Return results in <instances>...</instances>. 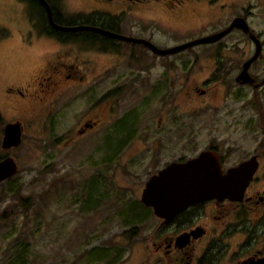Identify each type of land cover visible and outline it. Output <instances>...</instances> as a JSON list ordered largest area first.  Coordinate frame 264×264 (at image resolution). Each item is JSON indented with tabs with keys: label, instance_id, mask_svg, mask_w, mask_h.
Here are the masks:
<instances>
[{
	"label": "rangeland",
	"instance_id": "rangeland-1",
	"mask_svg": "<svg viewBox=\"0 0 264 264\" xmlns=\"http://www.w3.org/2000/svg\"><path fill=\"white\" fill-rule=\"evenodd\" d=\"M59 6L77 9L81 2L59 0ZM31 15L41 22L38 8L0 0V37L12 30V37L0 43V160L11 157L17 168L14 176L0 182V264H11L19 255L26 257L25 264H144L141 244L145 245L155 225L150 220L129 223L133 219L127 215L142 210L139 199L144 183L166 163L195 157L208 144H218L231 159L237 155L229 152L228 142L250 152L251 106L226 95L221 71L207 85L198 82L204 77V56L198 57L191 71L190 78L196 77L197 82L181 73L180 82L170 89L165 86V96L173 97L163 101L141 102L137 90L117 88L102 77L98 84L71 87L44 106L11 105L3 86L16 83L20 72L35 68L32 54L51 50L47 45L41 52L39 43L25 48L18 39V28ZM121 48L131 51L129 44ZM132 50L140 63L151 59L138 46ZM132 64L140 69L135 61ZM193 83L213 91L201 100H190L187 91ZM96 97L102 99L93 107ZM131 114V127L118 121L127 116L131 121ZM96 119L95 130L77 136L79 125ZM13 122L22 125L21 142L3 150L2 129ZM11 185H19L18 195L7 192ZM96 198V207L84 210L86 201L90 206ZM134 227L135 235L129 238L125 230ZM93 248L89 256L86 252ZM101 248L108 257L94 261Z\"/></svg>",
	"mask_w": 264,
	"mask_h": 264
},
{
	"label": "flooded vegetation",
	"instance_id": "flooded-vegetation-1",
	"mask_svg": "<svg viewBox=\"0 0 264 264\" xmlns=\"http://www.w3.org/2000/svg\"><path fill=\"white\" fill-rule=\"evenodd\" d=\"M44 1L56 25L92 27L148 45L88 30H55L38 0H11L14 6L23 4L39 10L41 22L31 15L18 28V39L25 48L39 43L41 52L47 45H51V50L36 57L32 54L35 68L20 72L16 83L3 86L9 103L20 106L37 102L44 106L61 93H69L71 87L98 84L102 77L117 88L124 87L132 93L137 90L141 102L149 98L163 101L165 97H173L170 93L165 96V86L170 89L180 82L181 73L197 82L196 77L190 78L191 71L198 57L204 56L207 60L201 69L204 77L198 82L207 85L210 77L221 71L226 95L240 100L242 105L247 101V106H251L253 147L246 152L241 144L228 142L229 152L234 151L232 156L237 155L236 159H231L218 144H208L198 154L210 152L222 175L251 159L254 168L241 195L191 203L168 223L156 217L151 207L141 204V211L147 215L141 224L150 220V225H155L145 245L141 244V258L144 264H264V0H80V7L68 10L61 9L59 0ZM65 15L73 20L67 21ZM11 31L8 29L7 35L0 37V43L12 37ZM216 35L219 36L210 42L169 55L161 56L154 51ZM121 44H129L131 51H124ZM135 46L151 55L147 63L138 61L132 50ZM257 48L256 58L246 68L253 83H241L237 77ZM133 61L140 69L133 67ZM194 83L187 91L190 100H201L213 91L210 86ZM101 99L96 97L93 107ZM127 117L118 121L130 126L134 114L130 115L131 121ZM98 124L97 119L83 122L77 128V136L92 132ZM235 145L236 149L231 148ZM195 157L168 163L182 164Z\"/></svg>",
	"mask_w": 264,
	"mask_h": 264
},
{
	"label": "water",
	"instance_id": "water-1",
	"mask_svg": "<svg viewBox=\"0 0 264 264\" xmlns=\"http://www.w3.org/2000/svg\"><path fill=\"white\" fill-rule=\"evenodd\" d=\"M46 9L47 21L55 30L75 32L88 30L102 33L112 38L123 39L128 42L143 43L142 40H134L115 35L103 30L85 26H59L53 23L52 12L44 0H38ZM215 37L202 38L165 50H154L158 55L164 56L180 51L199 43L210 42ZM150 46V45H149ZM153 48V47H152ZM154 49V48H153ZM258 48L247 60L237 77L241 83L252 84L253 79L246 72V68L256 58ZM22 127L20 123H7L2 129L1 148L9 150L17 147L21 142ZM252 159L228 170L224 175L219 171L218 162L211 159L210 152H201L195 158L185 163H168L158 170L157 174L148 178L140 194V203L151 207L153 214L168 223L174 215L182 211L187 205L212 198L222 199L242 193L253 171ZM17 172L16 164L11 157L0 160V182L14 176Z\"/></svg>",
	"mask_w": 264,
	"mask_h": 264
},
{
	"label": "trees",
	"instance_id": "trees-1",
	"mask_svg": "<svg viewBox=\"0 0 264 264\" xmlns=\"http://www.w3.org/2000/svg\"><path fill=\"white\" fill-rule=\"evenodd\" d=\"M7 190V192L8 193H10V194H14V195H18L19 194V192H20V188H19V185H15V186H10L9 188H7L6 189ZM89 192L90 191H88V193H87V195H88V197H87V200H88V198H89ZM99 199V198H98ZM97 201V198L95 199V200H93V202L91 203V205L89 206L88 205V203H87V201H86V208H84V210H93L96 206H95V202ZM142 208H143V206H142ZM128 215V219H133V220H131V221H129L128 220V222L129 223H132L133 221H136V222H140L141 220H143V218L145 217V216H147L146 215V213L143 211H141V210H138V211H135L134 213H132L131 215H129V214H127ZM135 227L134 228H129L128 230H125L126 232H125V235L126 236H128L129 238H132L134 235H135ZM96 248H93V249H91V250H87V254H89V256H90V254H91V252L93 251V250H95ZM17 255H18V253H17ZM108 257V255H107V253H106V251L104 250V249H100L97 253H96V255H95V258H94V261H98V260H103V259H105V258H107ZM25 259H26V257H23V256H16V258H13V260L10 262L11 264H25ZM27 263V262H26Z\"/></svg>",
	"mask_w": 264,
	"mask_h": 264
}]
</instances>
